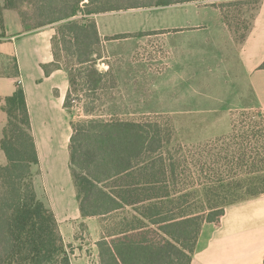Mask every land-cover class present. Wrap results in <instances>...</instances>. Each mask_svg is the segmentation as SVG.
<instances>
[{
	"label": "trees",
	"instance_id": "1",
	"mask_svg": "<svg viewBox=\"0 0 264 264\" xmlns=\"http://www.w3.org/2000/svg\"><path fill=\"white\" fill-rule=\"evenodd\" d=\"M205 1L216 0L20 1L37 22L25 31L57 25L54 61L44 70L67 72L63 107L71 111L80 103L85 117L71 122L69 169L82 218L101 222L99 264H190L204 224L218 225L229 206L264 195L261 111L232 115L226 134L195 144L176 142L172 125L156 117L96 114L100 93L115 87V80L110 69L97 68L104 52L92 16ZM258 1L228 0L218 7L237 10ZM4 6L20 18V3L4 0ZM1 111L0 264H71L55 216L34 190L31 168L38 157L20 86ZM236 119L243 126L238 134Z\"/></svg>",
	"mask_w": 264,
	"mask_h": 264
},
{
	"label": "crops",
	"instance_id": "2",
	"mask_svg": "<svg viewBox=\"0 0 264 264\" xmlns=\"http://www.w3.org/2000/svg\"><path fill=\"white\" fill-rule=\"evenodd\" d=\"M188 4L191 5L168 7ZM165 8L93 15L102 39L103 58L127 60L138 71L142 60L139 57L144 53L148 61L142 60L144 67L138 76L147 84L158 85L173 76L172 82L207 86V93L219 94L221 91L214 85L221 84L231 90L228 95L223 86L220 98L218 94H208L207 102L213 107L207 111L201 110L203 107L197 101V114L226 116L244 106L264 113V0H260L252 28L242 42L234 39L216 11L198 10L189 16L159 13ZM56 27L47 25L25 31L18 12L6 8L4 0H0V139L6 124L1 106L20 86L38 157V164L31 168L36 196L54 214L64 243L74 245L80 228L85 227L94 237L91 252L99 264L98 224L92 218H82L69 169L72 118L71 112L63 107L69 88L68 75L64 69H51L49 73L44 70L54 61L51 40ZM124 34L131 36L106 40ZM104 64L108 70L109 66ZM155 88L154 100L160 106L164 101ZM223 122L229 131L225 118ZM223 134L226 132L212 137ZM0 162L5 163L1 151ZM263 259L264 195H261L229 206L218 225L204 224L190 264H263ZM85 263L88 262L84 260L81 264Z\"/></svg>",
	"mask_w": 264,
	"mask_h": 264
},
{
	"label": "rangeland",
	"instance_id": "3",
	"mask_svg": "<svg viewBox=\"0 0 264 264\" xmlns=\"http://www.w3.org/2000/svg\"><path fill=\"white\" fill-rule=\"evenodd\" d=\"M20 1L21 0H16L17 3H20L18 11L20 14V19L23 23V30L35 27L37 22L32 19V12L30 8L26 2ZM222 2H228V0L193 2L191 5L188 4L179 7H167L163 10H160L159 13H176L189 16L190 13H196L198 10L200 12L211 10L216 11L220 15V21L224 27H226L233 34L234 39L238 42L242 41L243 37L246 36L252 28L253 17L256 13L260 0L254 5L251 4L249 6H237V10H226V8L220 9L218 5ZM219 9L221 10V13ZM152 13L156 15L158 12ZM153 45L157 44L155 43ZM154 50H156V48H154ZM142 55L143 57L140 56L139 58L144 60L143 62L148 61V58L146 59L145 54L143 53ZM142 60L140 62L141 68L138 69V71V67L133 68V66H129L127 60L119 61L103 58L100 62H98L97 68L100 71L107 70L104 63L109 66V69L114 76L115 87L106 88L100 93L101 98L96 104L95 108L96 114L103 115V118H110L111 116H117L123 119H136L142 116H149L152 118L156 117L159 121H164L172 125L174 129V140L176 142H180L182 144H195L219 137H212L215 134H222L223 132L227 133L228 126L227 123L223 122L224 118L229 124V118H231L232 115L234 117H238V113L242 111H255V109L252 107L244 106L230 111L226 116L222 114H197V101L200 104L199 106L203 107L201 110L207 111V108L213 107V104H208L206 96H208V94L217 95L218 91H214V93H207V86L204 87V85L191 84L190 82H172V80L175 78L173 76L166 78V81H161L158 85L147 84L146 81H144V78L138 76L141 70L143 71L142 67L144 66L142 64ZM187 77L188 80H190V75ZM176 79L179 80L180 78ZM169 80H171V82H169ZM211 86L213 87V85ZM223 86L225 87L227 94L230 95L231 90L228 89L226 85H214V88L223 92ZM154 88L158 90V96H160L162 101H164L161 102L162 105L160 106L157 105V100H154V98L157 96L152 90ZM221 92L218 94L219 98L222 97ZM80 107L81 104L79 103L73 109H71L70 112L72 121H79L85 118L80 111ZM154 111H159L162 113L153 114L152 112ZM235 126L237 134L243 131V126L241 125L240 121H238V119H236ZM258 130H260L262 136L258 140V145H262V143H264V131L262 125L259 123ZM92 219H94L98 224L97 238L99 240L101 222L100 219ZM80 229V234L76 235V238L74 237L76 239V243L74 245L69 244L68 242L65 243L66 251L71 259V262L72 264H81L85 260L88 262L87 264H96L94 256L91 252L92 246L94 245V237L89 232L85 231L84 226H82Z\"/></svg>",
	"mask_w": 264,
	"mask_h": 264
}]
</instances>
